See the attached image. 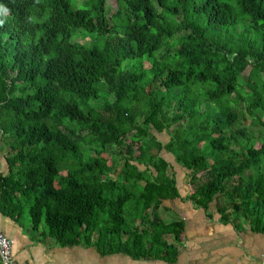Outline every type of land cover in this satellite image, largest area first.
Returning <instances> with one entry per match:
<instances>
[{
	"label": "trees",
	"instance_id": "obj_1",
	"mask_svg": "<svg viewBox=\"0 0 264 264\" xmlns=\"http://www.w3.org/2000/svg\"><path fill=\"white\" fill-rule=\"evenodd\" d=\"M111 1L0 0V213L27 209L60 246L172 260L164 152L196 206L217 198L264 232V0H114L108 14Z\"/></svg>",
	"mask_w": 264,
	"mask_h": 264
},
{
	"label": "crops",
	"instance_id": "obj_2",
	"mask_svg": "<svg viewBox=\"0 0 264 264\" xmlns=\"http://www.w3.org/2000/svg\"><path fill=\"white\" fill-rule=\"evenodd\" d=\"M7 152L6 138L0 135V174L8 171ZM166 154L170 153H163L169 160ZM181 168L173 166L170 170L178 195L163 199L157 211L163 221L182 224L177 240L172 234L165 237L176 247L172 260L162 256L132 257L125 252L101 254L93 244L60 246L43 236V229L35 230L31 224L22 223L20 217L0 213V231L11 240L14 264H264V232L241 215L239 219L232 214L222 218L217 198L206 209L196 206L187 197L189 171Z\"/></svg>",
	"mask_w": 264,
	"mask_h": 264
},
{
	"label": "rangeland",
	"instance_id": "obj_3",
	"mask_svg": "<svg viewBox=\"0 0 264 264\" xmlns=\"http://www.w3.org/2000/svg\"><path fill=\"white\" fill-rule=\"evenodd\" d=\"M72 4L74 5V4H77L78 6H84L83 5V2H82V0H72ZM114 7H115V1L114 0H112L111 2H110V5L107 7V13L108 14H112L113 13V11L115 10L114 9ZM78 33L79 34H81V33H84V31H82V30H78ZM73 40H76V41H79V42H82V43H88V42H91L92 41V34L91 33H87V35L86 36H76V37H74L73 38ZM144 65L147 67L148 66V62H144ZM260 76H261V78L263 77L264 78V73H260ZM243 75H240L239 77H238V79H237V84H236V91L238 92V93H244V90H243V87H242V82H243ZM260 78V77H259ZM260 78V79H261ZM258 87H259V90L260 91H263V89H264V79H263V82H261V81H259L258 83ZM246 89H247V87H246ZM106 95V93L104 92V91H101L100 92V96L102 97V98H104V96ZM233 101L231 100V104H236V103H232ZM2 122H4V124H6V122H7V114L5 113V114H3V116H2ZM262 120L264 121V116L262 117ZM250 122H251V118L247 115L246 116V122H245V124L246 125H248L249 126V128H248V131L249 132H252V130L254 129V126H251L250 125ZM153 132H154V134L156 135V137L158 138V139H160V140H162V141H166L169 137V135L166 133V131H161V132H156V131H154L153 130ZM0 135H2L1 134V131H0ZM3 136V135H2ZM125 140H126V142H128L129 140H128V136H125ZM164 153V152H163ZM166 156H167V158L169 159V161H171L172 163H173V166H175L176 168H181L174 160H173V157L170 155V154H166ZM108 162H109V160H108ZM140 168H142V166L140 167ZM182 169V168H181ZM125 216H127L126 214H124ZM20 220H21V222L22 223H28L29 225H30V217H29V214H28V210L27 209H25V211L23 212V214L21 215V217H20ZM45 224H44V222H42L41 223V225H40V227H39V231L41 230V229H43V230H45Z\"/></svg>",
	"mask_w": 264,
	"mask_h": 264
},
{
	"label": "built area",
	"instance_id": "obj_4",
	"mask_svg": "<svg viewBox=\"0 0 264 264\" xmlns=\"http://www.w3.org/2000/svg\"><path fill=\"white\" fill-rule=\"evenodd\" d=\"M0 262L3 264H14L12 259L11 240L0 231Z\"/></svg>",
	"mask_w": 264,
	"mask_h": 264
}]
</instances>
